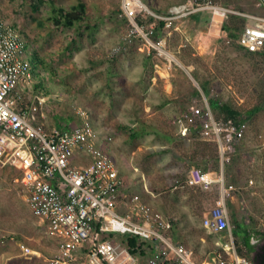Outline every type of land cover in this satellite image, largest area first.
<instances>
[{
	"label": "rangeland",
	"instance_id": "374dc122",
	"mask_svg": "<svg viewBox=\"0 0 264 264\" xmlns=\"http://www.w3.org/2000/svg\"><path fill=\"white\" fill-rule=\"evenodd\" d=\"M78 1L0 0V14L21 29L28 55L37 58L36 81L42 85L36 92L50 96L42 106L30 99L31 117L42 111L45 117L37 118L43 127L61 130L79 123L71 103L85 110L99 145L126 180V194L175 218V239L203 263L214 242L227 239L224 232L202 226L205 212L220 203V196L217 190L186 185L184 178L191 166L218 175L219 153L215 143L197 134L186 138L181 130L190 106L201 107L203 97L227 103L248 122L223 172L234 187L224 198L234 243L250 258L253 252L242 247L240 230L256 234L254 251L264 244V54L237 44L243 19L224 21L239 26L224 34L209 25V11L200 10L174 18L159 35L154 29L151 46L140 36H127L130 24L119 17L121 0H81L86 10L75 25L56 24L54 9L69 11ZM141 1L152 13L165 15L171 6L191 0ZM211 1L241 12L262 11L260 0ZM195 13L201 16L197 21ZM139 16L145 28L158 24L153 15ZM117 46L119 51H113ZM163 89L171 92L169 97H162ZM19 174L0 161V264H53L55 242L31 214L16 181ZM20 241L40 255L25 256ZM86 263L81 258L70 264Z\"/></svg>",
	"mask_w": 264,
	"mask_h": 264
},
{
	"label": "built area",
	"instance_id": "2783aa9c",
	"mask_svg": "<svg viewBox=\"0 0 264 264\" xmlns=\"http://www.w3.org/2000/svg\"><path fill=\"white\" fill-rule=\"evenodd\" d=\"M260 1L261 13L237 11L211 0H191L158 15L141 0H121L119 17L130 24L127 36H140L153 46L154 26L145 28L138 15H153L164 21V28L174 18L200 10L235 14L246 20L237 44L248 52H260L264 48V0ZM36 71L23 32L0 14V161L19 170L16 181L23 187L31 214L55 240L53 264H70L81 258L86 264H157V259L174 264H254L252 257L237 250L224 201L234 189L225 182L224 164L231 149L244 138L247 120L216 118L206 97L201 107L191 106L185 116L181 133L187 135L198 124L199 138L217 147L220 171L214 176L191 166L184 183L204 192L217 190L220 203L207 209L202 226L227 236L225 242H214L215 248L203 263H196L193 250L175 240V218L136 195L121 194L123 179L118 167L99 145L85 110L71 103L79 123L61 130H46L37 118V114L45 117L42 111L31 117L30 99L42 106L50 98L35 91ZM104 138L111 140L107 134ZM18 246L25 256L40 255L22 241Z\"/></svg>",
	"mask_w": 264,
	"mask_h": 264
},
{
	"label": "trees",
	"instance_id": "16d2710c",
	"mask_svg": "<svg viewBox=\"0 0 264 264\" xmlns=\"http://www.w3.org/2000/svg\"><path fill=\"white\" fill-rule=\"evenodd\" d=\"M85 8H86L85 2L81 1V0L78 1V3L74 7H72V9L69 11L64 10L63 8H57V9L55 8L54 9V13H55V17H56L55 23L56 24L61 23L64 26H73V25H75V22L81 18V14L84 15L85 10H86ZM207 11H209V10H207ZM209 13L211 15L209 17V25H211V26L215 25L218 28V30H221V32H223L224 34H227L230 29L236 30L239 27L238 25H234L232 27H229V25L225 24V22H224L227 19H230L232 23L234 22L235 18H237V17L243 19L244 22H243L242 26L240 27V32L243 29V26L246 22L245 18H243L239 15H235V14L220 13V12H215V11H209ZM149 17L151 18V16H149ZM192 18L199 20L201 18V16L199 14L195 13L194 15H192ZM163 26H164V21L159 20L158 24L156 26H154V29L156 30L155 33L159 35L161 33L160 31L163 29ZM158 35H157V39L159 37ZM231 35H234V34H231ZM249 53H255V54L263 55L264 54V48L260 52H249ZM32 62L34 64V66H36L37 58L35 57L34 54L32 56ZM41 85L42 84L37 82L35 84V91L39 90ZM202 90H203L204 94L207 93L205 84L202 85ZM207 101H208V104H209L212 112L214 113L215 117L218 119L231 117L237 121L246 120V118H244V116H242L238 111H236L232 107L228 106L227 103L219 105L216 100L207 99ZM217 108L222 110L225 113V115H223V116L216 115L214 110ZM252 112H253V110H251L248 115L250 116ZM198 129H199V126H198V124H196L195 126L190 127L187 135L185 133L184 134L182 133V134H183V136L185 135L186 138L192 137L193 134H197V136L199 137ZM205 154H206V152L203 151L202 152V158H204ZM176 223H177V221H176ZM176 223H175V226H176ZM175 226H174L173 231L175 230ZM240 232L242 233L241 238H240L241 239L240 242H241L242 247L245 249L246 252H249V253L253 252V254L251 256L253 263L254 264H264V244L259 246L258 249L254 251V245L251 243V239L256 234L253 233L254 234L253 235L251 232H249L248 230H245V229L240 230ZM175 240H176V242H178V239H175ZM140 253L144 254L143 250H141ZM156 262H157V264H174L172 262H168V261H165L162 259H157Z\"/></svg>",
	"mask_w": 264,
	"mask_h": 264
},
{
	"label": "crops",
	"instance_id": "0c3cea01",
	"mask_svg": "<svg viewBox=\"0 0 264 264\" xmlns=\"http://www.w3.org/2000/svg\"><path fill=\"white\" fill-rule=\"evenodd\" d=\"M259 2H261V1H259ZM194 20H196V19H194ZM197 21V20H196ZM166 85V84H165ZM170 94H171V92H168L167 90H164L163 89V93L161 94L162 95V97H164V98H166V97H169L170 96ZM185 119V118H184ZM185 124V120H184V123H183V125ZM105 131V130H104ZM106 134H107V132H105ZM203 141H206V140H203ZM110 147H111V149L114 151L115 149L114 148H112V146L110 145ZM115 151H117V150H115ZM114 153V152H113ZM119 170V169H118ZM119 175H120V177L123 179V188L121 189V194H125V195H127V196H131V195H128V194H126V192H125V189H126V180H124V177L121 175V172L119 171ZM123 192V193H122ZM132 195H136V194H132ZM49 237V236H48ZM50 238V237H49ZM50 239H52V238H50ZM53 240V242H55V240L54 239H52Z\"/></svg>",
	"mask_w": 264,
	"mask_h": 264
}]
</instances>
